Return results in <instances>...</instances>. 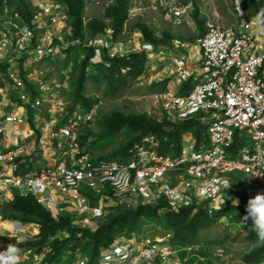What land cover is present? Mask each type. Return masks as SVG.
<instances>
[{
  "label": "built area",
  "instance_id": "1",
  "mask_svg": "<svg viewBox=\"0 0 264 264\" xmlns=\"http://www.w3.org/2000/svg\"><path fill=\"white\" fill-rule=\"evenodd\" d=\"M164 7L177 23L195 9L193 3L168 1ZM232 7L234 24L206 22L196 65L187 55L189 43L179 38L161 47L141 41L126 51L112 41L111 31L109 37L70 39V16L54 0H37L31 24L17 15L8 24L0 21V252L9 240L20 247L17 264H51L50 247L38 252L25 245L38 235V224L3 218V204L14 193L30 194L55 217L84 227L104 218L103 203L111 192L117 206L150 204L160 206V214L189 207L212 213L231 202L227 195L233 201L243 198L246 207L250 198L264 194V31L262 38L245 0H232ZM5 13L10 15L7 7ZM72 47L93 48L94 66H109L106 56L133 52L168 61L173 85L155 94L162 118L202 123L206 143L185 138L175 154L165 150L167 138L149 134L128 149L125 159L95 158L100 105L73 108L71 77L36 65L68 59ZM138 245L118 239L98 264L179 260L180 252L164 240L145 238ZM72 264L91 263L88 256H78Z\"/></svg>",
  "mask_w": 264,
  "mask_h": 264
},
{
  "label": "trees",
  "instance_id": "2",
  "mask_svg": "<svg viewBox=\"0 0 264 264\" xmlns=\"http://www.w3.org/2000/svg\"><path fill=\"white\" fill-rule=\"evenodd\" d=\"M62 4L70 16L72 25V35L70 39H82L88 37L84 28L83 10L85 0H54ZM10 0H0L1 14L5 13V7L10 11V16L16 15L22 18L26 23L31 24L34 10L29 6L26 12L13 10L10 5ZM247 9H252L254 17L264 28V0H245ZM130 0H113V3L107 8L106 15L110 20L107 25L103 22H92L90 24L91 37L103 36L109 37V31L112 34V41L116 44L120 41L121 36L125 33L126 23L130 15ZM250 9V10H251ZM143 42H151L156 47L168 45L170 39L168 35L164 42L157 40L152 32H149L146 27L141 26ZM80 51L83 56L79 66V72L69 75L71 77V92L70 96L73 101V108H76L80 103L84 107L92 106L91 102L84 97L85 85L89 79L88 67L90 59L94 54V49H83L81 47H72L69 49L70 56L74 51ZM109 66H95L103 71L107 79L111 82H116L119 91L125 90L127 86L138 80L145 74L150 67L149 55L146 52H133L128 54H118L114 58H109ZM62 78H66L61 74ZM130 77L131 80L128 78ZM130 81V82H129ZM91 104V105H89ZM112 124V122H111ZM128 126L139 134L128 140L122 148L109 156L99 157L97 159H125L128 149L133 144L149 134H157L162 138H167L164 143L165 150H173L178 153L186 133H194L195 140L200 143H206L207 128L202 123L192 120L187 122L172 123L167 119L160 121H148L136 116H124L116 114V120L111 127L110 133H105V137H110L125 127ZM108 126L107 129L110 128ZM102 133H96L99 138ZM97 140V138H96ZM96 140L92 143V148L96 144ZM96 158V157H95ZM92 200H95L94 194L90 195ZM160 206L150 204H139L134 207L128 204L118 205L113 210H107L104 218L100 220L93 228L84 227L78 223H74L72 218L55 217L47 208L40 204L36 198L30 194L20 195L14 193L13 200L3 204L2 216L7 221H20L24 224L36 223L40 226L39 235L30 239L25 245L36 251H41L45 246L52 248L50 260L55 264L64 263V256L70 254L67 263L71 261L77 254L87 255L90 257V263L96 264L101 256V253L110 248L120 238H132L135 232L139 229L143 222L150 221L161 226L162 229L170 235L171 246L183 249L191 245L198 238L199 232L207 227L214 225L216 222H221L228 219V222L244 219L245 204L235 203L234 201L228 204L221 210L210 212L207 209L200 207L182 208L178 212H167L160 214ZM236 210L238 216L229 218L230 211ZM252 223L251 219H248ZM248 241L254 243L253 251L247 256V260L263 261L264 259V241H261L254 231L248 236ZM11 243L7 240L2 246L1 251H5Z\"/></svg>",
  "mask_w": 264,
  "mask_h": 264
},
{
  "label": "rangeland",
  "instance_id": "3",
  "mask_svg": "<svg viewBox=\"0 0 264 264\" xmlns=\"http://www.w3.org/2000/svg\"><path fill=\"white\" fill-rule=\"evenodd\" d=\"M167 1L181 4L193 3L195 9L188 18L177 23L170 21L166 16L164 3ZM10 2L13 10L17 9L22 12H26L27 6L34 10L37 5V0H10ZM112 3L113 0H85L83 22L86 35L91 36L90 24L92 22L98 21L107 25L110 24L106 11ZM130 7L129 20L126 23L125 33L119 41L120 44H133L136 41L139 43L143 39L140 28L144 26L161 42H164L166 35H168L170 40L179 38L197 45L196 40L199 41L205 33L207 21L210 20L219 25H231L236 22L232 0H130ZM250 11L254 14L252 9ZM261 36L263 38L262 33ZM81 54L80 51L76 50L68 59L45 60L38 62L36 65L50 73L54 70L59 77L62 76L61 74L72 75L79 72V66L83 58ZM148 55L151 68L141 78L131 82L125 90L121 91L117 88L116 82L107 79L103 71L89 64V79L85 85L84 97L92 105H100L96 126L97 134L102 133V135L98 138L95 134L94 140L96 138L97 140L92 148L96 158L118 152L128 140L139 134L130 127L125 126L117 134L105 137V133L111 132L110 125L116 120V114L136 116L148 121L163 119L155 94L165 90L168 83H157L156 72L150 71L152 67L157 68V70L163 68V61L155 55ZM166 72L169 73V70ZM56 75L55 78H58ZM128 79L131 80L130 77ZM65 85L68 86L69 83L68 85L65 83ZM70 96H73L72 92H70ZM108 126L109 129H107ZM184 137L188 140L195 139L192 132L186 133ZM110 195L111 197L106 198V203H103L104 208L108 211L117 206L112 199V192ZM226 197L233 201V197L230 195ZM244 201L243 198L237 197L234 202L241 204ZM238 215L239 212L236 210H232L228 214L229 218ZM95 226L96 224L92 227ZM253 232L252 223L243 219V217L232 222H226V220L216 222L214 225L202 229L196 241L191 243L189 247L179 249V260L171 264H264V259L260 262L258 260H247V256L254 249V243L248 241V236ZM134 236H138L133 238L136 247L139 246L138 243L142 242L140 236L153 240H164L167 242L166 244H171L170 235L161 226L150 221L143 222ZM138 249L136 248V251ZM69 256V253L64 256L65 262L62 264L67 263ZM158 264L161 263L158 262Z\"/></svg>",
  "mask_w": 264,
  "mask_h": 264
},
{
  "label": "clouds",
  "instance_id": "4",
  "mask_svg": "<svg viewBox=\"0 0 264 264\" xmlns=\"http://www.w3.org/2000/svg\"><path fill=\"white\" fill-rule=\"evenodd\" d=\"M226 186H227V182H226ZM245 213H246V215H245L244 219L245 220L251 219L253 230L256 232L258 238L261 241H264V194H257L254 197L250 198L248 200V202H247L246 207H245ZM31 224H33V223H31ZM39 232H40V228H39ZM38 235H39V233H38ZM135 237H138V236H133L132 238H128V239L133 240V238H135ZM140 237L142 238V240L145 239V237H143V236H140ZM45 247H48V246H45ZM172 248L179 251L178 248H175V247H172ZM19 253H20V250H19V248L16 245L9 244L5 251H3V252L1 251L0 252V264H17V261H18V258H19ZM102 253H101V255H102ZM51 254H52V252H51ZM50 255L48 256L47 260L51 264H55L54 262H52L50 260ZM78 256H87V255H78L77 254L71 261H69V264H72L75 261L76 257H78ZM98 262H99V260H98ZM98 262L96 264H98ZM156 263H158V262H156ZM24 264H32V262L28 260V261H25Z\"/></svg>",
  "mask_w": 264,
  "mask_h": 264
},
{
  "label": "crops",
  "instance_id": "5",
  "mask_svg": "<svg viewBox=\"0 0 264 264\" xmlns=\"http://www.w3.org/2000/svg\"><path fill=\"white\" fill-rule=\"evenodd\" d=\"M0 21L3 23V24H8L11 22V16L8 15L7 13H4V14H1L0 15ZM14 23H17L16 21L13 20ZM258 27L259 29H261V33L262 31H264V28L262 27L261 24H259ZM264 34V33H263ZM193 40H196L194 37H191ZM142 41V40H141ZM140 41V42H141ZM185 41V40H184ZM187 42V41H186ZM196 42L198 43L197 45H194L193 43H191V41H189V46H190V49H189V54H187L189 56V59L192 63H194L195 65L198 64V61L200 60L201 58V55H200V51H199V41L196 40ZM138 41L134 42L133 44H120L119 42L117 43V47L120 48V50H129L132 46H134L135 44H137ZM192 47V48H191ZM153 59V57H152ZM151 59V60H152ZM161 59V58H159ZM163 61V68L161 69H158L155 68V67H152V70L150 71H154L156 72V82L157 83H168L167 88L171 87L173 85V73H172V66L170 65V63L168 61H165L163 59H161ZM151 68V65L150 67ZM169 70V73H167L166 71ZM153 264H158V263H153Z\"/></svg>",
  "mask_w": 264,
  "mask_h": 264
}]
</instances>
